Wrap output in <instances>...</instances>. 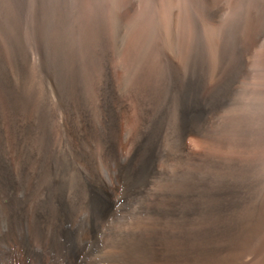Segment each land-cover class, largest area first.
<instances>
[{
  "label": "bare ground",
  "instance_id": "1",
  "mask_svg": "<svg viewBox=\"0 0 264 264\" xmlns=\"http://www.w3.org/2000/svg\"><path fill=\"white\" fill-rule=\"evenodd\" d=\"M79 1L74 27L61 0L27 40L15 0H0V264H264V171L243 180L239 162L262 164L259 145L239 116L212 129L254 56L245 77L264 92V8L161 0L153 57L146 0H109L114 45Z\"/></svg>",
  "mask_w": 264,
  "mask_h": 264
},
{
  "label": "rangeland",
  "instance_id": "2",
  "mask_svg": "<svg viewBox=\"0 0 264 264\" xmlns=\"http://www.w3.org/2000/svg\"><path fill=\"white\" fill-rule=\"evenodd\" d=\"M73 1H75V2H73ZM153 1L154 0H152V1L146 0L145 5L146 4L147 5L149 4V5L147 8V12L145 14L144 20L141 22V24L143 25V27L145 29L144 46L145 47L149 46L148 54L152 55L153 57H160L161 55H163L164 47H163V44L161 43L162 37L160 36V25L158 24L157 19H158V14H159V12H160V10L164 4L161 0H155L154 2ZM181 1L187 8H192L193 6H195V8H196L197 7L196 2H199L201 0H198V1H196V0H181ZM108 2H109V0H92V3L94 4L95 8L98 9L99 13H103L104 26L110 35L112 45H114L115 44V37H114V31H113V27H112V14L108 9H106ZM116 2H117V7H118V6H121L124 3L128 2V0H116ZM192 2L196 3V4L194 5V4H192ZM60 3H61V0H15L16 16H17V19L21 20L23 23V34L27 40H31V38H32V29L35 25L37 15L40 14L44 18H47L48 20H50L51 16L59 13ZM150 3H152V4H150ZM76 4H77V6H76ZM66 5H67V8L69 9V13H70L69 18L71 19V20H69V25L70 26L72 25L74 27L75 26L74 22H77L79 19V18H77V16H78L77 8L80 7V1L79 0H66ZM142 8H141V11H142ZM262 8H264V0H250L249 2H246V3L244 2L243 4H239V6L236 7V10L240 11L241 16H248L252 11H254V12L259 11ZM226 12L223 15V17L226 19H232L235 15L233 10L226 11ZM134 17H135V15H133L128 20V26L130 29H128V31L126 30V32H125V30L122 32L123 35L126 34V40L124 41V43H121L122 45L130 42L132 18H134ZM263 39H264V36L261 39V44H260L259 49H262V47H264L263 46L264 45ZM29 51H30V54L32 55V62L35 63V65H38L39 64V56H38V52H37L36 47L30 46ZM252 58H253V60H252ZM252 58L249 61V63L246 64L244 67V76L240 77L239 78L240 80L238 79V81L235 83L236 87L234 86L233 90L231 91L232 94L229 95V97L227 98L228 100L226 99L224 101L222 108H220L219 111L215 114L214 119H213L212 129H213V131H215V130H217V127L220 128L226 118H230V117L236 118L239 116L240 121L237 123V125L243 129V130L241 129L242 130L241 131L242 137L243 138L246 137V139L250 138V139H252L258 143V145H259L258 151L259 152L257 153L258 154L257 158L261 159V157L264 158L263 157L264 153L261 152V150L264 149V92L262 91V88L259 87V85L258 86L255 85V82H254L255 80L246 79V77H245L246 73L253 74L254 72L256 73L260 69V62L257 59V56L256 57L254 56ZM124 59H125L124 56H123V58L121 57V59H119V60L115 59L114 64H117L118 67H120V66L122 67L124 65V62H125ZM122 60H124V61L122 62ZM120 62H122V63H120ZM118 63H119V65H118ZM116 74H118V75L121 74V70H120V72L117 71ZM242 78L243 79L245 78V79L243 80ZM238 84L240 85V87ZM244 85L246 86L245 88H244ZM235 88H237V89H235ZM246 96H248V97L246 98ZM230 97H231V99H230ZM247 102H249V103H247ZM245 107H247L246 111H245ZM228 108H231V110ZM252 116H253V118H252ZM59 121H61L60 117L57 118L56 122H59ZM239 156H241V157H239V162H240V168L243 171L242 172L243 173V180H244V174L245 173H246L247 179L249 181V180H251L252 177H254L253 175L256 174L255 172H257V170L264 171L263 170L264 169V160H261L262 162L261 161L258 162V163H262V164L255 165L256 168L253 167V169H252L249 166V164L247 163L248 161H253L252 159H250L249 155L247 153H243ZM229 157H230V155H229ZM225 158H226V161H228V155H226ZM209 165H210V167H209ZM209 165L207 168V175H206V184L208 185V187L211 186V184L213 182L212 177L214 176V174H216L215 166H213L212 164H209ZM72 169H67L66 170V172H68L67 174L72 175V173H70V172H72ZM74 170H76V169H74ZM212 170H213V172H212ZM252 173H253V175H252ZM255 177H256V175H255ZM243 180H241L242 181L241 183H246ZM154 186H155V183L151 182L148 185V188L153 191Z\"/></svg>",
  "mask_w": 264,
  "mask_h": 264
}]
</instances>
